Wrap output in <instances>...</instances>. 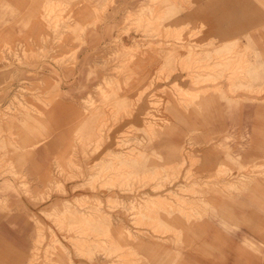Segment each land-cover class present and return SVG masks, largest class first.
Wrapping results in <instances>:
<instances>
[{"label":"rangeland","instance_id":"1","mask_svg":"<svg viewBox=\"0 0 264 264\" xmlns=\"http://www.w3.org/2000/svg\"><path fill=\"white\" fill-rule=\"evenodd\" d=\"M243 56L247 87L234 84ZM225 79L230 103L202 94ZM110 160L131 187L106 185ZM142 165L189 210L137 218L164 194L136 177ZM44 252L48 264L69 252L74 264H264V0H0V264H46Z\"/></svg>","mask_w":264,"mask_h":264},{"label":"crops","instance_id":"2","mask_svg":"<svg viewBox=\"0 0 264 264\" xmlns=\"http://www.w3.org/2000/svg\"><path fill=\"white\" fill-rule=\"evenodd\" d=\"M170 1L174 2L175 0H170ZM177 1H179V0H177ZM231 31L235 32L236 30L233 28ZM215 57H217V55H215ZM215 57H211V58L213 59ZM243 59H245V61L247 62L246 66L244 68V73H243L244 76H243V78L241 80L238 79V81H236L234 84H235V86H239L238 83L243 82L242 85L244 86V84H245L244 87H247L248 83L250 81V76L254 75L256 69L252 68L253 66H252L251 62L249 60H247L244 56H243ZM205 61L206 60H204V62H203L204 64H205ZM216 61L217 60L215 59L214 63H216ZM209 62H210V64H212L213 60H211ZM257 66L261 67L262 63H258ZM231 73L234 74V72H230V74ZM235 74L237 75L236 71H235ZM192 76H194V75H192ZM195 76H197V75H195ZM203 76L206 78L205 75H203ZM208 77H212V75H209ZM251 78H252V76H251ZM230 88H231V84L227 81V79H225V81H219L217 83H213L210 87H204L203 90H202V94L205 95L206 92L209 91V92H211L210 93L211 95L217 94L222 99H225L227 101V103H230L232 101L233 97H234V95L231 94V92H230ZM147 130L149 131L150 129H147ZM153 131H155V130H150L152 138H153V135H158V134H154ZM95 134H96V137H97V135H98V127L95 129ZM173 144H174V148L176 146V148L178 149V153H179L180 158L183 157L184 156L183 155L184 146L182 147V141L176 140ZM135 154H134L133 151H131L130 153H126L125 156H124L125 157L124 161L136 163ZM109 162H110V164H108V167H107V170H106L108 173L104 174L103 177H102V178H104L106 180V185H108L110 187V186H114L115 183L119 184V182H126L125 184H128L127 181L129 179H131L130 176H129L130 174L127 171L128 169H124V168L120 167L119 164H121L122 162H119V164H115L111 160ZM138 169H140V170H142L144 172L141 173V174H138L136 177L150 179L149 181H153L154 182V186H152V189L155 192H157V191L158 192H162L163 191L162 193H164V194H163V196H156V197H154L155 195L154 196H150L149 195V199H147L144 202V205H141L140 209L137 210V212L135 213L137 218H139L140 216H142V218H144V217L147 218V216H149V217H152V218L156 219V221L158 219V223L159 224L165 225L166 223L164 221L160 220L161 217H159L158 211H155L157 209H162L163 203H164V206L166 207V209H169L170 207H172L173 209H170V210H172V212L174 210H178V211L182 210L183 206H185L184 208L188 209L187 207L189 206V204L193 203L191 201H187L188 199H183L181 196H178L177 194H175L173 192H170L169 189H167V185L171 184V182H172L171 180H173V179H170L171 177H169L165 172L158 171V170H152L148 166H144V165L138 167ZM147 185H149V183H147V182L142 184L143 187H146ZM128 187H131L130 184H128ZM193 192L195 193V190H193ZM164 196H166V197H164ZM172 197H173V199H172ZM83 200H86V198L83 197V198H80L79 200L77 199L75 202L83 201ZM172 200H175V201H172ZM107 201H109L110 203H116L117 199H116V197H108ZM178 201L183 202V205L180 204ZM206 205H209V204L206 203L205 206ZM73 208H74L73 211H71L73 213L72 215L77 216V214L79 212L80 213L83 212V210H80L77 206H73ZM153 210L155 211L154 213H152ZM86 212H87V210H86ZM185 214H187V212H185ZM102 215L104 217L103 223L105 224V228L109 229V226L112 225V224H110L112 221L109 218L111 216L107 215L106 213H104L103 210H102ZM184 216L186 217V215H184ZM187 216H190V214H187ZM170 217L173 218L174 215L170 214ZM173 219H175V218H173ZM135 223H137V222H135ZM127 229L128 228L126 226H124V224L122 222H120L116 230H117L118 233H124L125 235L126 234L131 235L130 231L127 230ZM142 233L145 234L146 231L145 232L143 231ZM71 255L72 254L69 252V259H67L65 257V260L67 261L66 264H74L73 261H72ZM44 259L46 260L44 263L48 264V261H47L46 256H45V252H44ZM50 260L51 259H49V261ZM30 264H36V262H34V259L32 260V262ZM49 264H51V263H49Z\"/></svg>","mask_w":264,"mask_h":264}]
</instances>
